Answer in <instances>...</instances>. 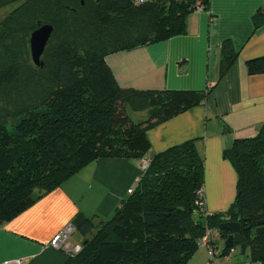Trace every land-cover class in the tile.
<instances>
[{"label": "trees", "instance_id": "16d2710c", "mask_svg": "<svg viewBox=\"0 0 264 264\" xmlns=\"http://www.w3.org/2000/svg\"><path fill=\"white\" fill-rule=\"evenodd\" d=\"M198 1L208 6V0H0V9L17 3L0 20V224L99 158H144L149 128L205 100L209 90L121 88L105 63L109 54L185 32ZM46 24L52 31L37 66L29 37ZM232 59L224 56L220 75ZM247 68L264 72V55ZM129 110H147L148 118L133 122ZM224 155L237 174L226 211L198 205L203 159L195 142L185 141L150 157L110 217L72 218L84 238L64 264H185L207 230L226 238L230 232L218 226L230 221L239 222L251 260L264 264V224H255L264 219V122Z\"/></svg>", "mask_w": 264, "mask_h": 264}, {"label": "crops", "instance_id": "0c3cea01", "mask_svg": "<svg viewBox=\"0 0 264 264\" xmlns=\"http://www.w3.org/2000/svg\"><path fill=\"white\" fill-rule=\"evenodd\" d=\"M263 6L264 0H208L206 8L186 16L185 32L105 57L121 88L209 90L201 103L147 130L150 149L144 156L193 140L203 159L201 190L208 213L226 211L236 195L237 174L225 150L236 138L256 134L264 122V72L247 68V61L264 55ZM225 55L233 59L220 75ZM140 161L99 158L1 223L0 262L64 264L69 252L51 247L52 238L77 213L110 217L136 186ZM210 240L217 250L215 264H262L239 245L223 253L225 238L217 230H211ZM185 264H210L207 248L198 244Z\"/></svg>", "mask_w": 264, "mask_h": 264}, {"label": "built area", "instance_id": "2783aa9c", "mask_svg": "<svg viewBox=\"0 0 264 264\" xmlns=\"http://www.w3.org/2000/svg\"><path fill=\"white\" fill-rule=\"evenodd\" d=\"M145 0H135L136 3H140ZM201 3L198 1L196 8H200ZM262 11L264 12V6L262 8ZM150 158L144 157L140 161V172L142 173L145 171L149 165ZM132 189H128L127 193H131ZM202 194V190L200 191ZM198 205L202 206L204 208V201H198ZM74 232V226L72 224H67L63 229H61L50 241V246L55 249H62L69 253H77L81 249V244H75L72 245L71 242H69V238L71 233ZM210 230H207L205 234L199 239L198 244L203 245L207 248L208 258L210 264H215V256L217 253L216 248L211 244L210 240ZM0 264H25L24 260L21 258H14V259H8L3 262H0Z\"/></svg>", "mask_w": 264, "mask_h": 264}, {"label": "water", "instance_id": "95a60500", "mask_svg": "<svg viewBox=\"0 0 264 264\" xmlns=\"http://www.w3.org/2000/svg\"><path fill=\"white\" fill-rule=\"evenodd\" d=\"M52 31L51 25H42L34 30L29 37L30 56L35 65H41V55L46 46ZM256 225L264 224V219L256 221ZM219 229L227 230L230 233L224 240L223 249L232 248L234 244L241 246L242 253L246 249V238L240 233V224L237 221L223 222L218 226Z\"/></svg>", "mask_w": 264, "mask_h": 264}, {"label": "rangeland", "instance_id": "374dc122", "mask_svg": "<svg viewBox=\"0 0 264 264\" xmlns=\"http://www.w3.org/2000/svg\"><path fill=\"white\" fill-rule=\"evenodd\" d=\"M17 3L9 4L3 8L0 9V20L10 11L12 10ZM130 118L133 122H141L145 118L148 117V113L146 110L143 111H128ZM84 236L79 231H74L72 238L69 239V242H71L72 245H74L75 241L82 242Z\"/></svg>", "mask_w": 264, "mask_h": 264}]
</instances>
